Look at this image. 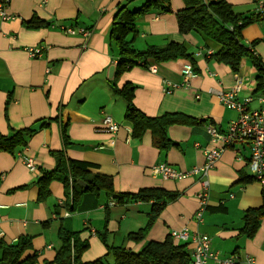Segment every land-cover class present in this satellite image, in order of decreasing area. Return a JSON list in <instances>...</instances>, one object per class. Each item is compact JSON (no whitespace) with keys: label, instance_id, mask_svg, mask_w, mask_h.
<instances>
[{"label":"crops","instance_id":"1","mask_svg":"<svg viewBox=\"0 0 264 264\" xmlns=\"http://www.w3.org/2000/svg\"><path fill=\"white\" fill-rule=\"evenodd\" d=\"M237 13L263 14L264 0H226ZM145 0H10L8 13L13 17L0 19V132L10 128H34L36 133L25 150L16 156L0 152V242L15 244L22 236L31 238L36 264H53L61 247L59 231L65 228L79 233L90 246L82 254L83 262L104 258L111 247H125L139 252L147 243L163 242L173 231L188 229L207 234L211 248L219 259L240 255L237 264H264V218L252 238L238 237L243 227L244 212L262 204L264 185L258 181L244 183L250 176L249 147L238 152L226 150L207 176L191 174L183 179H165L152 173L159 164H168L190 172L205 163V150L221 143H212L209 126L227 132L232 112L219 100L217 92L229 90L236 77L243 79L239 93L244 100L255 96L257 69L253 57H246L240 70L207 57L206 49L214 52L218 45L201 35H183L177 15L185 9L183 0H170L171 12L150 13L138 21L136 45L163 46L169 42L184 44L193 54L194 62L177 59L155 63L157 72L136 66L126 71L118 86H137L134 105L149 117L178 113L195 120L191 125L174 124L167 129L175 142L165 151L154 143L149 130L140 137L132 135L125 118L126 102L113 94L109 84V68L117 62L111 51L110 31L118 9L129 5L140 7ZM48 26L29 29L33 18ZM72 27L70 34L65 28ZM90 30L88 37L80 30ZM243 44L254 48L264 65V20L243 31ZM41 47V57H31L28 48ZM199 53V54H198ZM190 62L198 76L165 92V81L182 84V69ZM195 63V64H194ZM9 104L6 105V102ZM257 106V103H254ZM109 116L120 125L116 133L105 130L103 121ZM68 124L70 145L65 148L62 125ZM65 150L67 158L89 163L93 173L110 177L115 192L134 193L142 188H161L177 194L163 206L158 202L119 204L105 191L96 195L84 193L70 215L64 185L53 181L50 196L39 201L37 181L43 172L56 167L52 152ZM24 157L32 158L37 171L31 172ZM208 182L207 207L203 220L196 218L200 208L199 193ZM152 214L156 218L143 240L129 239V234L147 227ZM188 244L192 262L193 249ZM237 253V254H235ZM110 264L113 256H108ZM206 264H221L209 260Z\"/></svg>","mask_w":264,"mask_h":264},{"label":"trees","instance_id":"2","mask_svg":"<svg viewBox=\"0 0 264 264\" xmlns=\"http://www.w3.org/2000/svg\"><path fill=\"white\" fill-rule=\"evenodd\" d=\"M185 9L177 15L179 31L183 35L197 34L203 38L215 41L219 46L211 59L224 63L237 73L246 57H253V64L257 69V86L255 95L264 93V65L255 57L247 46L243 44V31L248 26L264 20L263 14L244 15L237 13L226 0H183ZM170 0H145L138 8L132 9L124 5L116 12L111 31V51H116L117 62L113 79L109 80L113 94L122 98L127 105L125 118L129 122L132 135L142 136L151 131L154 143L161 151H165L173 142L167 135L170 125H191L195 120L189 116L178 113H169L160 117H149L134 105V96L137 86L126 83L118 86L121 76L133 67L148 68L151 61L155 63L170 62L177 59H189L194 62L193 54L189 53L184 44L169 42L166 45H148L140 49L136 45L139 36L138 21L150 13L171 12ZM29 29L47 27L48 24L33 17L28 23ZM195 64V63H194ZM9 101L6 102V105ZM68 124L62 125V139L65 148L70 145L67 134ZM36 133L34 128H10L7 134L0 132V152L12 155L22 153L28 141ZM56 160V167L50 172H43L37 181L39 188V201H44L50 196V185L53 181L64 185L67 210L75 211L76 205L84 193L96 195L105 191L117 203L123 205L137 201L158 202L161 206L174 201L177 194L170 193L161 188H142L134 193L115 192L110 177L93 173L87 162L67 158L65 150L52 152ZM257 181L253 175L245 176L244 183ZM155 214L150 217L146 228L129 234L130 240H143L151 228ZM264 218V190L262 191V204L259 207L247 209L243 215V227L238 237L252 238L257 233ZM61 247L56 253L53 264H110L108 256H113L112 264H189L192 262L188 244H176L171 236L163 242H149L139 252H134L125 247H111L104 258L93 262H83L82 254L89 249V242L83 241L79 233L71 232L65 228L59 231ZM31 238L22 236L17 243L7 244L0 242V264H36L37 254L32 253ZM237 254V253H235Z\"/></svg>","mask_w":264,"mask_h":264},{"label":"built area","instance_id":"3","mask_svg":"<svg viewBox=\"0 0 264 264\" xmlns=\"http://www.w3.org/2000/svg\"><path fill=\"white\" fill-rule=\"evenodd\" d=\"M9 4L10 0H0V19L3 21L13 17L7 11ZM65 31L70 34H75L76 32L72 27L65 28ZM80 33L88 37L91 31L81 29ZM247 48L256 57L254 48L252 46ZM27 52L31 57L37 58L41 57L43 49L41 47H32L28 48ZM214 53L212 49H206L205 52L207 57L213 56ZM149 70L157 72L155 66H150ZM198 75L192 63H185L182 69V84L178 85L165 81V92L171 93L175 88L188 85L190 80ZM242 87L243 79L237 76L236 84L233 88L217 92L220 102L232 112V116L227 132L221 133L215 126H209L208 132L211 136V142L221 143V145L205 150L204 165L196 166L190 172H183L168 164H159L152 168V173L161 175L165 179H183L191 174L207 176L221 159L224 151L230 149L238 152L240 147L246 146L249 147L251 151L249 159L251 174L258 182L264 185V96H250L242 100L239 97ZM255 102L257 106H254ZM103 126L105 130L110 133H116L120 129V125L115 123L109 116L105 117ZM19 156H21V154H19ZM24 163L31 172L37 171V165L32 158L24 157ZM203 186L204 190L198 195L200 199V208L196 213V218L199 221L203 220V213L208 203V195L206 193L208 182L204 181ZM65 215L69 216L70 213L67 211ZM0 236H3L2 231H0ZM170 236L174 241L189 242L192 244L194 264H206L209 260H216L221 264H237L238 260L241 259L240 255L219 259L218 254L214 253L211 248V238L207 234L190 232L188 229H184L181 231H173ZM246 261L249 264H254V260L250 256L246 257Z\"/></svg>","mask_w":264,"mask_h":264},{"label":"water","instance_id":"4","mask_svg":"<svg viewBox=\"0 0 264 264\" xmlns=\"http://www.w3.org/2000/svg\"><path fill=\"white\" fill-rule=\"evenodd\" d=\"M114 72H115V65H112V66L109 68V75H108V78H109V79H113V77H114Z\"/></svg>","mask_w":264,"mask_h":264},{"label":"rangeland","instance_id":"5","mask_svg":"<svg viewBox=\"0 0 264 264\" xmlns=\"http://www.w3.org/2000/svg\"><path fill=\"white\" fill-rule=\"evenodd\" d=\"M213 43H214V44H217L215 41H213ZM260 95H261V96H264V93H262V94H258L257 97H259ZM34 162H35V161H34ZM35 164H36V163H35ZM27 168H28V167H27Z\"/></svg>","mask_w":264,"mask_h":264},{"label":"bare ground","instance_id":"6","mask_svg":"<svg viewBox=\"0 0 264 264\" xmlns=\"http://www.w3.org/2000/svg\"><path fill=\"white\" fill-rule=\"evenodd\" d=\"M69 212V211H68Z\"/></svg>","mask_w":264,"mask_h":264}]
</instances>
